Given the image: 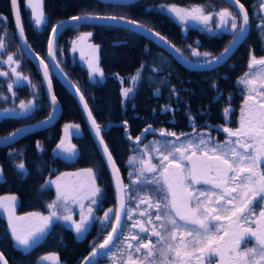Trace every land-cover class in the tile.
Wrapping results in <instances>:
<instances>
[{"label":"trees","instance_id":"trees-1","mask_svg":"<svg viewBox=\"0 0 264 264\" xmlns=\"http://www.w3.org/2000/svg\"><path fill=\"white\" fill-rule=\"evenodd\" d=\"M19 2L28 45L40 58H44L45 62L52 26L77 15H114L131 19L162 35L190 61L201 59H192L191 48L201 54L207 52L216 56L232 40L223 34L213 35L203 29L181 26L161 8L174 6L189 9L200 6L211 13L227 7L220 0H140L128 6H110L93 0H43L45 21L38 30L34 27L30 11L25 8V0ZM85 33H92L91 43L100 46L98 63L104 73L100 82H92L87 70L70 57L71 42L78 35ZM262 36L264 35H259L255 22H251L248 36L237 51L225 64L209 72H190L145 38L114 27H69L60 33L56 41L55 55L62 71L84 94L93 118L102 128L107 124L127 121L132 138L137 137L149 125L154 129H165L179 135L193 129L188 115L194 117L196 126H224L226 122L223 109L227 107L232 110L227 123L237 119L243 98V92L237 82L247 71L250 54L255 57L262 54ZM0 37L5 40V55H17L20 61L18 72L29 78V84L37 85L38 93L34 95L28 85L15 87V96L11 99L13 103L10 104L6 80L0 78V97L7 98L0 99V110L21 101H28L32 97H35V104L38 105L28 116L0 120V137H3L20 127L47 118L51 107L45 98L37 71L19 49L10 20L8 0H0ZM118 41L121 46L113 47ZM145 49L148 51L145 52ZM142 64L145 65L144 68H141ZM138 69L142 80L135 86L134 94L122 103L121 89L131 86L128 79L135 75ZM51 79L54 95L62 108L61 117L53 127L29 135L8 148H0V170L3 176L0 182V198L16 197L13 210L16 217L34 212L48 215L47 205L56 199V188L51 185L38 192L45 181L55 180L62 174L93 168L96 184L103 191L102 206L95 210V216L102 218L105 211L114 209L115 206L109 175L90 138L77 103L52 75ZM214 84L216 88L212 87ZM172 88L176 89L179 99L170 96ZM166 108L170 110L165 111ZM66 124L80 128V135L70 139V145L75 146V158L72 161L57 156L54 151L62 138L61 129ZM123 130V127H111L102 133V137L126 184V161L133 146L123 138ZM150 137L152 136L147 135L143 142ZM37 142L40 143L42 151L37 148ZM9 153L13 155L10 156ZM22 162L27 171L19 175L14 166ZM98 224V221L93 223L84 237L79 239L65 223L57 222L38 244L30 249H22L14 245L8 230V220L0 210V252L8 264H37L40 257L49 254H54L59 264H77L101 241L98 238L99 232L104 229L107 233L111 226L109 223L102 228ZM96 238L99 240L93 242ZM103 261L100 260L97 264Z\"/></svg>","mask_w":264,"mask_h":264},{"label":"snow or ice","instance_id":"snow-or-ice-1","mask_svg":"<svg viewBox=\"0 0 264 264\" xmlns=\"http://www.w3.org/2000/svg\"><path fill=\"white\" fill-rule=\"evenodd\" d=\"M234 0H227L230 5ZM110 6H127L122 3V0H108ZM239 6V12L235 15L227 9L219 12L218 31H227V24L231 23V34L233 36L232 44L225 48L219 56H212L210 53H199L195 48H191L193 57H200L198 61H193L198 68L211 70L213 65H219L225 61V58L232 50V46L244 36L250 24L248 12L243 4H239V0H235ZM13 13L15 16L16 26L19 29V37L24 38V30L22 27L21 17L19 15L18 0H11ZM162 10H166L170 15H175L181 22L188 20L196 21L208 25L212 18L210 15L204 14V8L200 6L191 9H177L174 6H169L166 9L161 6ZM31 9L34 26H41L45 21V14L41 10V0H28L26 10ZM258 9L264 11V0H258ZM88 20H104L112 25H125L126 30L133 34L147 33L153 37V40L159 39L166 48L180 54L179 49L173 48L164 37L153 33L150 29L144 28L137 22L127 19L126 17L117 16H73L71 22H80ZM239 21V23H238ZM64 26V22L52 26V35L48 39L49 62L46 63L44 58L36 56L39 65L43 71L44 82H47V92L50 95V104L53 108V114L41 124H47L55 113V105L57 103L56 96L52 94V83L49 79L50 68L59 65L55 64L56 56L54 55L55 34ZM264 29V17L261 18V24L258 26ZM92 33H86L79 39L86 40ZM264 39V37H262ZM73 41V51L75 48ZM198 43V42H197ZM121 43L118 41L113 47H119ZM5 48L4 38L0 37V50ZM88 48L96 53L100 46L89 43ZM148 50L145 49V52ZM84 53L81 52L83 59ZM99 57H96L94 62L91 57L86 60L89 76L100 77L104 76L103 71L99 67ZM7 61L14 62L13 55H8ZM145 65H141L144 68ZM259 68L260 70L249 78L250 74L245 73L244 77L238 80V83L244 85L247 89V94L244 97L245 106L248 107L247 115H244L242 109V119L240 126L233 130L229 127H223L222 131L227 134L228 139L224 144L213 143V138L205 133L196 134V124L193 116L188 115L194 134L181 133L177 135L175 132L160 130L161 137H175V140H165L158 142L152 147L149 152L147 146L143 150L145 155L151 157L154 153H159V164L152 163L151 159L145 160L140 158L138 163L140 167H135L129 172L130 185H126L119 177V169L113 160L109 148L102 138L104 128L93 118L92 112L88 104L85 102V96L81 93L79 87L76 88V95L79 97L80 103L83 105L84 112L87 113V119L90 122L91 132L94 134L98 145L103 149V156L106 157L107 165L112 169L115 186H116V201L115 209L109 208L104 212L102 218L95 216V210L102 206V189L96 184V177L93 168H87L83 171L89 177L91 190L88 195L69 196L67 190H62L61 185L57 180H47L38 192L46 190L51 185H56V199L47 205L49 210L48 215H42L39 212L29 213L28 216L34 218V223L29 228L21 227L17 221L24 220L25 217H16L14 213L8 217V230L11 234V239L18 246L30 248L34 244H38L41 239L48 235L51 229L57 222L67 224L71 229H74L77 235L86 234L93 223L99 222L100 226H105L111 223V231L104 238L103 243L99 245V250L93 247L92 253L85 260L88 264H94V258L97 256L106 255V251L114 246V241L117 240L126 228L125 217L128 220L132 219L133 209L129 200L139 198L137 207L146 204L147 208L141 211V217L148 216L147 223L152 225L151 229L145 227L141 221H136L132 228H138L136 234L131 232L132 241H138V246L135 247L137 253L141 249L145 250V257L140 261V264H190L195 257L197 264H212L213 258L219 257L220 264H264V170H261L262 162H264V90L258 91L257 82L260 88L264 89V57L257 59L250 54L248 69L252 70ZM158 69H153L157 71ZM16 76L17 86H22V81H28V77H21L16 68L12 69ZM6 75L0 73V76ZM142 80L140 70L130 77L134 87L122 88L121 96L122 103L126 102L135 92V86ZM124 81L122 80L121 83ZM163 83V82H162ZM34 95L37 85L29 84ZM216 88L214 84L212 86ZM9 92L13 90V84H8ZM159 91V90H157ZM157 93H154V95ZM15 95V93H13ZM170 96H176L175 88L170 90ZM256 97L259 99L257 100ZM0 99H7L0 97ZM251 102V103H250ZM258 104V107L256 105ZM37 104L32 101L25 103L21 101L19 111L16 109H7L0 112V120L15 119L29 115L36 110ZM255 108V111H253ZM169 111L170 109H164ZM231 108H224L223 115L227 123ZM75 132H79L78 126H73ZM125 136L132 140L129 134L127 121L124 122ZM69 126L66 125L64 131L67 133ZM25 129H17L15 133L0 140V144L8 145L10 141L15 140L20 136ZM155 131L151 125L144 130L142 135H146ZM236 139L233 140L232 138ZM142 136L135 137V142H140ZM37 148L43 150L40 143L37 142ZM68 156L69 158L75 155V146H65V141L62 138L60 143L56 145L54 151ZM12 156V153H9ZM136 158H130L129 164H133ZM187 161L191 165L186 167L183 163ZM19 175H23L27 169L22 162L14 166ZM175 170V171H173ZM2 173V170H0ZM146 173L153 174L151 177ZM214 173V174H212ZM158 174V175H157ZM173 179H170L169 177ZM162 178V180H161ZM190 181L188 187H184L185 181ZM208 185V188L198 189L195 186L199 184ZM174 184H179L182 189V194L178 197L174 190ZM147 185L155 187L149 189ZM137 186V187H132ZM169 196L171 199L169 200ZM203 198V199H201ZM13 205L16 197L7 198ZM87 200V205L83 201ZM71 204H78L80 207V219H73ZM259 205L260 211L258 218L256 217L255 207ZM0 207H4L5 211H9L7 205L0 202ZM155 207L158 211L155 215V222L152 220L148 209ZM163 209L161 213L159 210ZM114 215V222H113ZM226 220L229 222L228 228L220 223ZM255 224V227L251 225ZM231 230V231H230ZM148 236V242H144L143 236ZM151 237H156L155 243ZM225 237H229L225 243ZM251 238L254 241L251 247H244L241 250L242 242H247ZM128 248H133V244L128 243ZM121 252L123 250L121 249ZM158 253L161 260L155 259V254ZM169 253H172L171 260ZM227 256V261H225ZM151 258V259H149ZM129 264H136L132 259L131 254L128 257ZM57 257L54 254H49L41 257V262H49L56 264ZM0 262L7 264L3 254H0Z\"/></svg>","mask_w":264,"mask_h":264},{"label":"rangeland","instance_id":"rangeland-1","mask_svg":"<svg viewBox=\"0 0 264 264\" xmlns=\"http://www.w3.org/2000/svg\"><path fill=\"white\" fill-rule=\"evenodd\" d=\"M42 1L41 0V4H42ZM28 3V0H25L24 2V5H25V8H26V4ZM169 7V6H167ZM165 7V9L167 8ZM193 8V7H192ZM204 8V7H203ZM177 9H181V8H177ZM191 9V8H189ZM31 13V17H32V20H33V24H34V18H33V15H32V12H31V9H28ZM42 10V9H41ZM183 10V9H181ZM167 14H169L166 10H164ZM263 12V11H262ZM204 14L205 15H210V13H208L206 11V9L204 8ZM264 14V12H263ZM170 15V14H169ZM177 23H179L181 26H185V27H194V28H197V29H203L205 32H209L210 33V30L208 28H204L202 23L200 22H196V21H191V20H188V21H185V22H181L179 20L178 17H176L174 14L173 15H170ZM211 16V15H210ZM211 20V19H210ZM44 23V22H43ZM42 23V25H43ZM41 25V26H42ZM41 26H34L37 30L41 28ZM86 34V33H85ZM84 34H80L78 35L73 41H75V48L76 50L73 51V41L71 42L70 44V57L72 60H75L77 61L82 67H84L87 72H88V76H89V71H88V66H87V63H86V60L89 59V57H91L93 59V61L95 62L96 61V57L98 56V52L96 53H93L89 48H88V44L91 43L90 41V37H88L86 40H81L79 39L81 36H83ZM259 35H264V29H261L259 28ZM5 42V40H4ZM92 44V43H91ZM5 48L3 50H0V55H3L5 57H0V73H5L6 75H3V76H0V78H3L6 80V86H7V90H8V84L9 83H12L13 84V90L12 92H8L9 93V96H10V100L12 98H14L15 95H13V91H14V88L15 87H19L17 86V82H16V76L15 74L13 73L12 69L13 68H16L17 71H18V68H19V65H20V61L19 59L17 58V55L15 54H10V55H13L14 57V62L12 63H9L7 61V57L8 55H5ZM81 52L84 53V57L83 59L81 58ZM192 59H196V57H192ZM250 60V59H249ZM259 69H254V70H250L248 71L247 73L250 74L249 78H251L252 75H254L256 72H258ZM20 74V73H19ZM21 77H23L21 74H20ZM244 77V75L242 76ZM241 77V78H242ZM240 78V79H241ZM89 79L92 81V82H100L102 81V79L100 77H92L90 78L89 76ZM129 80V83H130V87H133V84L131 83L130 81V78L128 79ZM22 86L23 85H28L29 86V81H22ZM238 83V82H237ZM258 85H259V82H257V88H258ZM238 86L241 88V90L243 91L244 95L247 94V89L245 88L244 85H241L238 83ZM126 88V87H124ZM9 91V90H8ZM121 93V92H120ZM122 97V96H121ZM257 99H259L258 97H256ZM123 99V98H122ZM28 101H32L33 103H35V97H32L30 98ZM28 101H24L25 103H27ZM12 100L10 101V104H12ZM21 102L17 103L16 105H13V106H10V107H6L4 110H7V109H16L17 111H19V105H20ZM3 110H0V112H2ZM33 112V111H32ZM31 112V113H32ZM30 113V114H31ZM243 113L244 110H243ZM29 114V115H30ZM246 115V114H244ZM28 116V115H27ZM238 117L240 119H242V111L240 112V114L238 115ZM68 125L69 126V130L68 132L66 133L64 131L65 129V126ZM62 127L61 131H62V138L64 139L65 141V146H68L70 145L71 141L70 139L73 137V136H79L80 135V128H79V132H75L74 131V127L73 126H76V125H72V124H66ZM79 127V126H78ZM161 130V129H159ZM165 130V129H164ZM178 135V134H177ZM61 138V139H62ZM165 140H175L173 138H165V137H152L150 139H148L144 144H141L139 146H134L133 149H132V152L130 153V155L127 157V161H126V178H127V183L126 185H130V178H129V172L135 168V167H140L141 165L138 163L139 159L142 158V159H145V160H148V159H151L152 163L154 164H159L160 162V157H159V153H154L150 156L148 155H145L143 150L146 148H148L149 152H151L152 150V147L154 145H156L158 142H163ZM61 141V140H60ZM60 143V142H59ZM56 155L57 156H60L62 158H64L65 160L67 161H72L74 160L75 158V155L72 156V157H68L62 153H60L58 150L55 151ZM130 158H136V160L133 162V164H129V160ZM186 167L190 168V164H188L187 161H184L183 162ZM147 176L151 177L153 174H150V173H146ZM158 175V174H157ZM58 183L61 185V188L62 190H67L68 193H69V196L71 197L72 195H79V196H85V195H88V193L90 192L91 190V184H90V181H89V177L87 176V174L82 170V171H77L75 173H67V174H62L60 176ZM3 180V176H2V173H0V182ZM57 180V178L55 179ZM190 184V181H185L184 182V187H188ZM55 188H56V185H53ZM132 187H137V186H132ZM147 187L149 189H152L154 188L155 186L154 185H147ZM198 188V187H197ZM203 188H207V187H199L198 189H203ZM7 198L9 197H5V198H0V202H2L3 204L7 205L9 211H5L4 207H0V210L2 211V213L4 214V216L7 218L8 220V217L10 214H12V211L14 210L15 208V203L13 205V203L8 200ZM136 200H139V198H137ZM85 205H87L88 201L85 200L83 201ZM70 207L73 209L72 211V216H73V219L76 220V221H79L80 219V207L78 204H71ZM25 217L24 220H21V221H17V223L23 227V228H29L33 225V223L35 222L34 221V218L32 217H29L28 215L27 216H23ZM127 218H125V222H126V228H125V232H127L128 230V221H126ZM143 222V221H141ZM99 223V222H98ZM67 227H69L67 224H65ZM99 225V224H98ZM100 227V225H99ZM102 227V226H101ZM70 228V227H69ZM103 228V227H102ZM71 229V228H70ZM74 234L76 235L77 238L81 239L84 237L85 234H81V235H77L74 231V229H71ZM143 236V235H142ZM143 240L145 242V237L143 236ZM138 241H132L131 240V236L126 235V233L124 234V242H123V252H121L119 255H116L115 256V259L114 258H110L112 259L111 261H109L108 264H127L129 262L128 260V257H129V254H131L132 256V259L133 260H136L138 262H140L141 260L144 259L145 255L143 253V249H141V252L140 253H137L135 251V247L138 246ZM14 245L15 246H18L15 244V242L13 241ZM128 243H131L133 244V248H128L127 247V244ZM20 247H23V246H20ZM172 253H169V259L171 260V257H172ZM43 257V256H42ZM106 259V258H105ZM105 261V260H104ZM103 261V262H104ZM193 259L192 261L190 262V264H193ZM37 264H49V262H41V257L37 260ZM56 264H59L58 261H56Z\"/></svg>","mask_w":264,"mask_h":264},{"label":"water","instance_id":"water-1","mask_svg":"<svg viewBox=\"0 0 264 264\" xmlns=\"http://www.w3.org/2000/svg\"><path fill=\"white\" fill-rule=\"evenodd\" d=\"M8 1H9V10H10V20L12 22L14 36H15V38L17 40L19 49H20L21 53L23 54V56L26 57V59L32 64V66L37 71L38 76H39V79H40V82H41V86H42V89H43V92H44V95H45V98H46L48 104L51 107V113H50V115H52L53 114V108H52V106L50 104V95L47 92V82H44V79H43V71H42V69H41V67L39 65V61L37 59H35V57L38 56V55L34 51H32V49L29 47L28 42H27L26 37H25V33H24L23 40H21V38L19 37V29L16 26L15 16H14L13 9H12V5H11V0H8ZM93 1L98 2V3H101V4L109 5L108 0H93ZM139 1L140 0H122V3L124 5H127L128 6V5L135 4V3L139 2ZM220 1H222L227 6L231 7L236 13L239 12V6H238V4L235 3V0H234L233 4H231V5L229 3H227V0H220ZM239 4H241V3L239 2ZM18 8H19V15L21 17V10H20V2H19V0H18ZM62 21L64 22V26L62 28H60L59 31L55 34V45H56V41H57L60 33L63 30L69 28V27L88 25V26L114 27V28H121V29L126 30V26L125 25H112L110 22H107V21H104V20H88V21H83L82 20L80 22H71V23H69V21H71V18H68V19H65V20H62ZM62 21H60V22H62ZM21 22H22V19H21ZM60 22H58L56 25H58ZM22 27H23V24H22ZM143 27L146 28V29H150V28L145 27V26H143ZM249 29H250V26H248V29L245 32L244 36L241 37L240 40H238L235 43L234 46H232V50L228 54V56L225 58V61L221 62L219 65H213L211 70L204 69V68H198L196 66V64L193 63V61H190L189 59H187L181 52H180V54H177L176 52L171 51L169 48H166L165 45L162 44L159 39L153 40V37L151 35H148L147 33H139L137 35L145 38L146 40L150 41L151 43H153L157 47L161 48L168 56H170L182 68H184V69H186V70H188L190 72H209V71H212L214 69L219 68L220 66H222L223 64H225L231 58V56L237 51V49L240 47V45L244 42V40L248 36ZM150 30L153 33H157L155 31H153L152 29H150ZM51 35H52V31H50L49 36H48V39H49V37ZM159 36H162V35L159 34ZM165 40L168 41L167 39H165ZM232 41H233V38H232V40L230 41V43L225 48L229 47L232 44ZM168 43L173 48L177 49L169 41H168ZM224 49L218 55H216V56H219L224 51ZM47 53H48V43H47ZM54 55H55V47H54ZM49 59L50 58H48V56L46 55V63L49 62ZM54 63L55 64H58L57 60L54 61ZM51 75L66 90V92L73 98V100L77 103L78 107L80 108V110L82 112V115H83V117L85 119V123H86L87 129H88L89 135H90V138H91V140H92V142H93V144L95 146V149H96V151H97V153H98V155H99V157H100V159H101L103 165L105 166V169H106V171H107V173L109 175V178H110V181H111L112 190H113V194H114V203H115L114 204L115 205L114 206V209H115V207H117V201H116V186H115L113 172H112V169L107 165L106 157L103 156V149H102V147H100L98 145V141L96 140L94 134L91 132L90 122L87 119V113L84 112L83 105L80 103L79 97L75 94L76 93V88L73 87L74 84L70 81V79L62 71V69L60 68V66L58 68H56V67L50 68V71H49V79L51 80V83H52ZM52 94H54L53 84H52ZM61 114H62V108H61V105L59 104V102L57 101V103L55 105V113L53 115V118L47 124H41V122L47 120V118L50 115L47 118H45V119H43L41 121H38L36 123H32V124H29V125H26V126H23V127L18 128V129H25L26 131H24L20 136H17L15 138V140L10 141V143L8 145L0 144V148H8V147L14 145L15 143L21 141L22 139H24L25 137H27L29 135H33V134H36V133L45 131V130L53 127L59 121V119L61 117ZM123 124L124 123L107 124L106 127L104 128V131L102 133L108 131L111 127H123ZM144 130H142L141 133L138 135V136H142V140L140 142H138V143L135 142V138H132V140H129L125 136V129L123 130V138L126 141H128L131 145H138V144H140L143 141L144 137L146 135H148V134L153 135V136H156V137H161L160 136V130H158V129H154L155 131H153L151 133H148L146 135H142L144 133ZM16 131H17V129L14 130L13 132H11L10 134L6 135V136L0 137V140H3L5 137L10 136L12 133H15ZM187 134H191V132H188ZM165 138H173V139H175V137H165ZM116 167H117V165H116ZM119 177L123 181V178H122V175H121L120 171H119ZM123 183H124V181H123ZM113 222H114V215H113ZM110 231H111V228H110V230L108 232H110ZM107 234L104 236V238L107 236ZM104 238H103V240H104ZM103 240L100 243H98L96 246H94V247H96L98 249V251H100L99 250V245L101 243H103ZM115 242H116V240L114 241V244H115ZM112 247L113 246H111L110 249L104 250V251H106V253H108L112 249ZM92 249L83 258H81L77 264H88V262L85 260V258L90 256V254L92 253ZM0 254H2V253L0 252ZM104 256L105 255L95 257L94 258V264H97L100 260L103 259ZM0 264H2V262H0ZM7 264H8V262H7Z\"/></svg>","mask_w":264,"mask_h":264},{"label":"flooded vegetation","instance_id":"flooded-vegetation-1","mask_svg":"<svg viewBox=\"0 0 264 264\" xmlns=\"http://www.w3.org/2000/svg\"><path fill=\"white\" fill-rule=\"evenodd\" d=\"M239 2L244 5V8L246 9V11L249 14V18H250V24H249V26H251V22H255L256 28L258 29V32H259V28L260 27H258V26L261 24V18L264 17V14H263L264 11L262 12V11H260L258 9V0H239ZM224 9H227L233 15L237 14L229 6H227L226 8L220 9V10H218L216 12H211L210 13V15L212 17L211 20H209L207 26L203 25V27L204 28H208L210 30V33H212L213 35L223 34V35H226L228 37L233 38V36L231 34V23L230 22L226 26L227 31H218L217 30V26L219 24V15L218 14H219V12L221 10H224ZM250 13H251V15H250ZM256 14H257V17H256ZM238 23H239V21H238ZM262 37H264V36H262ZM261 42H263V46L261 48L262 49V54L259 57H256L257 59H260V58L264 57V39L261 38ZM254 69H259V68H254ZM254 69H252V70H254ZM248 71H250V70L247 67V71L245 73H247ZM257 89H258V91L264 90V89L260 88L259 85H258V88ZM244 97H245V95L243 93V98H242V101L240 103L238 115L240 114V112L242 111V109L245 112L244 114L247 115V113H248V107L245 106ZM256 107H258V104L256 105ZM253 111H255V108H253ZM232 121H229L224 126H221V125H212V124H202L201 126L200 125H197V127H196V134H198V133H205L208 136H211L213 138V143L224 144L225 141L228 139V137H227V134L222 131V128L226 126V127H229L231 129L235 130V129H237L240 126L241 119L239 117H237V119L235 121H233V123H232ZM191 134H194L193 133V129L191 130ZM232 139L235 140L236 138L233 137ZM144 143H142V144H144ZM190 167H191V165H190ZM261 170H264V162H262ZM173 171H175V170H173ZM212 174H214V173H212ZM169 178L170 179H173L171 176ZM161 180H162V178H161ZM195 187L196 188L197 187L198 188L199 187H207L208 188L209 186L208 185H203L201 183L199 185H196ZM174 190H175L176 195L178 197L182 194V189H181V187H180L179 184H174ZM170 199H171V196H169V200ZM201 199H203V198H201ZM127 203L131 205V207L133 209V212H132V219L131 220L126 219V221H128V223H130V224H128V230H127V232H125V230H124V234L126 233V235H127V233H129V232H131L132 234H136L139 231L138 228H132V225L136 221H143V223L145 224V227L151 229L152 225H150V224L147 223L148 216L146 215V216L141 217L139 215V213L141 211H144L147 208V205L146 204H142V205H139V207H137V204L139 203V200H136V199L135 200H129V201H127ZM157 211L158 210L155 207H153L151 209H148V212L150 213L151 218H152V220L154 222H155V215L157 214ZM159 211L162 213L164 210L163 209H160ZM259 211H260V207H259V205H257L255 207L256 217H252V219L258 218ZM220 223L224 226V228H228V224H229L228 221L222 220V221H220ZM251 226L252 227H255L256 225L255 224H252ZM104 231L105 230L102 229V231H100L99 234H98L99 235L98 238L101 239V240L106 235V232H104ZM124 234H122L117 239V241L115 242L113 248L106 254V256H105L106 259L105 258L103 259L105 261L102 262L101 264H108L109 261L112 260L110 258H114L115 259V256L116 255H119L121 253V249L123 248V242H124ZM141 235H143L145 237V242H148V239H149L148 236L146 234H141ZM98 238L94 239L93 242H97L99 240ZM151 240H152L153 243H155L156 240H157V238L156 237H151ZM228 240H229V237H225V243H227ZM253 243H254V241H252L251 238H249L246 243L245 242H242L241 250H244V247L245 246L246 247H251L253 245ZM143 253H144V255L146 254L144 249H143ZM149 259H151V258H149ZM155 259H157L159 261V260L162 259V257H160L158 255V253H156L155 254ZM193 261H194L193 264H197V261H196L195 257L193 258ZM225 261H227V256H225ZM127 264H129V262ZM136 264H140V262L136 261ZM145 264H147V261H145ZM212 264H220V258L219 257L213 258Z\"/></svg>","mask_w":264,"mask_h":264},{"label":"bare ground","instance_id":"bare-ground-1","mask_svg":"<svg viewBox=\"0 0 264 264\" xmlns=\"http://www.w3.org/2000/svg\"><path fill=\"white\" fill-rule=\"evenodd\" d=\"M148 135H150V134H148ZM146 136H147V135H146ZM146 136H145V137H146ZM151 136L153 137V135H151ZM145 137H144V139H145ZM152 137H150V138H152ZM150 138H149V139H150ZM144 139H143V141H144ZM143 141H142L140 144L136 145V146H139V145H141L142 143H144ZM110 228H111V226H110Z\"/></svg>","mask_w":264,"mask_h":264}]
</instances>
